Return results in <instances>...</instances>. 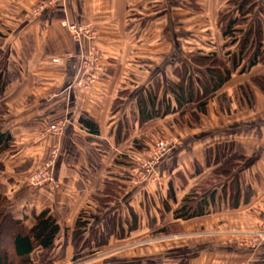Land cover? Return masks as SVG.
I'll return each mask as SVG.
<instances>
[{"label": "crops", "instance_id": "crops-1", "mask_svg": "<svg viewBox=\"0 0 264 264\" xmlns=\"http://www.w3.org/2000/svg\"><path fill=\"white\" fill-rule=\"evenodd\" d=\"M74 1L75 4H69L67 18L73 22L89 21L96 24V43L104 51L105 78L92 85L89 92L76 87L74 80L79 66L77 56L87 49L89 41L83 40L80 44L72 40L68 31L59 23L64 17L61 9L28 19L27 15L24 16L25 8L20 5L18 8L24 11L16 14V19L20 20L19 23L28 21V27L24 32L12 36L16 38L17 45L14 40H9L12 39L10 35L3 39L5 47L9 46L19 58L20 54L27 56V61L20 70V79L9 84L0 96V132L9 133L14 146L8 155L1 158L4 171L0 174V195L3 200L8 201L13 217L22 220L25 229L33 225L35 215L42 210H48L60 226L58 238L63 235L67 240L65 243L69 244L66 259L72 256L71 234L78 215L86 209L92 210L95 205L92 196L102 191L106 180H117L116 177L126 178L130 175L129 172L127 175L123 174L125 162H115L122 155L120 153L124 147L123 142L128 144L131 138L139 136L146 138V132L143 131L147 124H139L137 97L146 95L152 83L145 72L141 71L142 76H137L135 69L127 65L131 52L127 47L117 44L121 33L117 32V28L113 30L112 24L125 27L123 9L130 0ZM182 1L189 8L192 5L202 8L212 2ZM179 4L180 0L173 7ZM14 6L12 3L10 8L16 9ZM261 6L264 10V6ZM103 8L113 10V21L105 17ZM3 9L5 8L0 4L1 24L6 21ZM25 41L29 42L27 55L22 51ZM65 55L69 57L61 64L50 61L51 58ZM183 62L187 63L182 61L177 65ZM121 92L128 93L130 100L121 99L119 109L114 113L112 104L120 99ZM161 97L164 100L162 92ZM126 104L131 107L133 121L138 122V125L134 131L131 129L128 139L118 145L115 144L118 124L124 117L130 116L123 108ZM85 114L97 123L98 136H91L81 127L79 118ZM58 122H63L60 130H50ZM122 132L125 133L123 128ZM122 132L120 134L125 136ZM145 144L140 141L144 149L142 152L149 147H145ZM53 146L58 148L54 178L59 188L54 189L51 185L31 187L27 183L28 175L40 167ZM128 152L135 155L134 157L137 156L132 151L124 153ZM189 158L188 163L181 165V162H169L167 158L158 166L154 180L138 184L126 182L124 192L119 198L122 202L121 207L119 205L121 213L117 214L119 219L123 217L122 226L125 231L136 229L134 233L148 234L164 229L171 222L173 209L181 198L179 194L190 184L189 189L193 187L192 175L197 176L199 171L203 173V169L209 171L212 167L221 165L218 160L213 161L207 153L200 159L193 154ZM193 165L194 170H197L195 175L191 172ZM188 172L187 179L181 180L179 177V181L176 178L178 174L183 173L186 176ZM169 188L173 190L174 198L168 194ZM256 196L253 194L251 200L254 201ZM243 198L244 195L241 194L242 203L238 208L230 209L224 203L228 200L226 197L225 201L221 200V207L215 212L189 219L188 228L183 226L184 232L185 229L188 232L186 240L179 236L178 241L171 239L164 242L162 246L159 245L161 251L157 254L151 253L155 246L148 245L126 254L123 264H264V241L256 249L245 243L247 237H250L248 234L256 233L261 227L264 210L262 206L252 204V201L244 205ZM215 200L217 204L216 197ZM113 207L104 214V218H111L100 223L99 229L115 216L118 208L113 212ZM152 219H155L153 224ZM39 251L38 248L33 253L38 255ZM33 253L31 258L37 261V258H33ZM138 253L141 256L134 255ZM102 261L103 259L98 260L97 263L104 264Z\"/></svg>", "mask_w": 264, "mask_h": 264}, {"label": "rangeland", "instance_id": "rangeland-1", "mask_svg": "<svg viewBox=\"0 0 264 264\" xmlns=\"http://www.w3.org/2000/svg\"><path fill=\"white\" fill-rule=\"evenodd\" d=\"M177 1L130 0L126 8L123 9L125 15L122 18L126 24L125 27L112 24L113 30L117 28V32L121 33L120 40L116 43L119 46L127 47L131 52L127 65L132 66L138 71L136 73L133 69L137 76H142L140 74L141 71L145 72L147 76L149 75L148 79L152 80L150 85L152 92L153 88H156L155 81L159 82L158 87L160 88H158L159 90L157 88L155 90L160 100L162 99L161 92L164 95V100L162 99L160 103L162 110L158 117L142 123L143 125L147 124L143 131L144 133L146 132L144 134L146 138L139 136L134 137V140L131 138L128 144H124L123 142L124 147L122 149L124 151L121 149L120 154L122 155L118 157L119 160L115 163L125 162L124 164L122 163L123 174L127 175L129 172L130 175L126 178L121 176L116 177V181L126 186V182L138 184L154 180L158 166L167 158L169 162H181V165L182 163L189 162L190 154L198 156V159H200L201 156H204V153H207L210 154V158L212 157L213 161L218 160L221 165L229 161L232 162L234 164L233 170L227 176H222L215 172L218 167H212L209 170L210 172L203 169V173L199 171L197 176L192 175L191 181L194 184L193 187L189 189L190 184L179 194V196L181 195L180 201L176 203L173 211L181 205V200L192 192H197L199 199L205 196L208 197L210 193H214L218 201L216 204L217 210L220 209L221 200L225 201L226 197L230 199L229 194H233L235 186L228 184L231 183L234 177H237L238 180L240 196L241 194L244 195V205L251 203V196L255 194L257 196L252 201V204L258 207L262 206L264 210V10L261 6H264L262 4L264 0H259L261 4L258 0H251L252 3L255 2V5L250 13L246 15L245 21L236 27L238 31L234 33L233 37H224V27L228 20L238 18L242 0H212V2L207 3L208 6L202 8H189L188 4L182 0H180L178 6L173 7ZM186 1L189 2L190 0ZM12 3L16 9L10 8ZM72 3L75 4V1L0 0V4L5 8L3 9V15L4 20H6L2 24L0 23V32L2 34V37H0V67L2 69L7 68L9 72L15 71L17 68L20 72L22 66L27 61V56L20 54L19 58L13 50L9 49V46L5 47L3 39L10 35L12 39L9 40H14L17 45L16 38L12 36L24 32L28 27V21L25 20L19 23L20 20L16 19V14H22L24 11V9L20 10L18 6L22 5L25 8L24 16L26 17L27 15L28 19L55 13L58 9H61L64 12L62 13L64 17L59 23L65 28L62 25L63 20L73 22L67 18L69 4ZM102 11L106 13L105 17H109L107 18L109 21H113L114 15H112L113 10L111 8H103ZM74 23L79 25L89 24V28L95 37L93 36L94 39L89 38L84 40L89 41V45L94 44L97 46L103 55V60L100 64L102 73L94 82L95 84L103 80L106 74L104 51L96 43L98 34V31L95 29L96 24L89 21ZM243 43H245L244 48L241 47ZM28 45V41L23 43L22 51L26 55ZM256 52L260 54L259 58L256 59L257 63L250 66V62H252L253 55ZM192 54L213 56V61L206 60V62H203L202 60H197L198 64L196 67L200 68L199 70L202 73L205 71L204 68L229 69V80L218 90L205 97L202 96L203 89L200 88L199 81L203 80L205 75L193 70L195 66L189 62V57ZM182 61L187 62L188 73L189 76L191 75L192 79H190L193 81L190 84V79L183 82L186 91L191 88L192 95L185 97V100H183L185 102L179 108L175 107L174 102H171L174 101V95L169 93L172 90L168 89V87L172 82H174V85L177 82H182L180 76L178 77L172 72L176 65ZM206 73L209 76L208 72ZM154 77L155 79L153 80ZM74 85L81 88L75 83V80ZM189 85L191 86L189 87ZM84 90L89 92L86 89ZM128 96V93L121 92L119 94L120 99L114 101L112 104V111L114 113L119 109L118 104L121 102V99L130 100ZM169 100L171 101L169 102ZM167 102L170 104L169 108ZM202 105L204 107L203 112L199 108ZM123 108H125L127 113L129 112L130 116L129 118L124 117L122 122L118 124L117 132L115 133V144L118 143V145L120 142L126 141L128 136L131 135V131H134L138 125V122L133 121L131 107L126 104ZM129 120L132 122H129ZM122 128L125 133L122 132ZM121 132L126 135L122 136ZM160 140L167 143L168 151L159 157L156 162L152 163L150 159L153 156V150ZM140 141H142V144L146 143L145 147L149 146L144 151L145 153L142 152L144 149L141 147ZM125 151L136 152L137 156L134 157L135 155L129 152L124 153ZM56 161L57 159L55 160V164ZM146 164L150 165L149 169L146 168ZM194 168L195 166L193 165L191 172L195 175L197 170H194ZM146 169L147 172L145 171ZM180 174L182 175L178 174L177 179L179 177L181 180L187 179L189 172L186 173V176L183 173ZM30 176L31 174L27 177L28 185L37 188L29 183ZM180 179L179 181H181ZM54 181L56 187H52L58 189L59 184L55 178ZM123 192L124 188L109 203L111 206H102L98 201H93L95 205L92 210L86 209L91 221L88 227L92 229L98 226L96 229L99 232L98 237H93V233H89V231L87 234H84L85 238H88L90 242L88 249H84L82 252L86 256L76 261L72 260V256L66 259L69 252L67 248L69 244L65 243L67 242L66 237L64 238L62 235L58 238V244L55 247V251H53V255L58 256L63 253L64 257L61 262L56 264H92L102 259L104 264H123L125 263L124 258L126 254L136 252L138 249L146 248L151 244L155 246V249H152L151 253L157 254V252L161 251L160 244L162 246V244L167 243L171 239L178 241L179 236L186 240L188 232H186L187 229L184 232L183 228H188L189 219L200 217L176 219L172 213L171 222L164 227L163 231L159 230L148 234L134 233L133 231L136 229L125 231V228L122 226L124 223L123 217L119 219L117 215L121 213L119 205L121 207L122 202L119 198ZM224 203H227L230 209H235L242 202L239 199L237 207H230L229 200ZM112 204H114V207ZM160 204L161 202H159ZM112 207L114 209L113 212L117 208L118 211L110 219L111 221H108L99 229L100 223H105V220L111 218V216L104 218V214ZM117 219L119 220L117 221ZM154 221L155 219H152L151 224ZM261 221V227L256 231L259 234H263L264 214ZM128 225L129 223L126 224V227ZM111 227L112 229H110ZM256 233H249L250 237H247L246 242H250L256 236ZM257 237V242L260 241L259 244L264 241L263 237ZM99 242L102 245L96 246V243ZM134 255L141 256L139 253ZM162 255H164V252ZM166 255L171 256V254ZM33 258H37L38 260V255L33 253Z\"/></svg>", "mask_w": 264, "mask_h": 264}, {"label": "trees", "instance_id": "trees-1", "mask_svg": "<svg viewBox=\"0 0 264 264\" xmlns=\"http://www.w3.org/2000/svg\"><path fill=\"white\" fill-rule=\"evenodd\" d=\"M242 1L243 2L240 4L241 6L239 7L238 18H233L227 21L223 32L224 37L234 36V33L238 31L236 27L245 21L246 15L250 13L253 6L255 5V2L252 3L251 0ZM0 37H2L1 32ZM244 46L245 43L241 45L242 48H244ZM259 55V52H256L253 55L254 57L252 58V62H250V66H253L257 63L256 59L259 58ZM189 58V62L195 66L193 70L197 73L199 71L201 74L205 75V78L199 81L200 88L203 89L202 96L205 97L208 94L218 90L225 82L229 80V69L204 68L205 71L202 73V71L199 70L200 68L196 67L198 64L197 60H202L203 62H206V60L213 61V56L192 54ZM173 72L178 77L180 76L182 82H177L175 85L174 82H172L173 85L172 83L169 85L168 89L172 90L171 92L169 91V93L174 95V101L169 100V102H174L175 107L177 106L180 108V106L185 102H183L185 97H190L192 95V91L190 90L191 88L186 91L184 86L185 84L183 83L190 79L191 75L189 76L187 63L185 62L177 65ZM206 72H208L209 76H207ZM179 73H181V75H179ZM20 76L19 69L17 68L15 71L9 72L7 68L2 69L0 67V96H2L4 93L5 88L12 82L19 80ZM191 79L189 80V84L193 81ZM155 83V87L157 89L160 88L158 87L159 82L155 81ZM190 86L191 85H189V87ZM156 88H153L152 92L150 86L146 91V95H139L137 97L139 124H142L143 122L154 117H158L162 110V105H160L161 100L158 99V93L155 90ZM169 102H167L168 108L170 106ZM199 108L200 111L203 112V105ZM79 123L81 127H83L91 136L99 135L97 123L88 115L85 114L84 116L80 117ZM13 147V139L10 134L0 132V174L4 170V164L1 158L7 153H10L13 150ZM233 168L234 164L229 161L219 166L215 172L222 176H227L230 174ZM230 184L234 185L235 188L233 190V194H229V206L237 207L240 199V190L237 177H234L231 183L228 185ZM125 187L126 186L121 184V182L108 179L106 180L102 191L92 196V201H98L99 204L101 203L100 205L108 206L112 199L116 197L118 193H120V191H122V189ZM168 194L170 197L174 198L173 190L171 188H169ZM198 195L199 194L197 192H192L186 195L181 200V205L173 211L174 218L188 219L215 212L217 210L214 193H210L208 197L205 196L200 199L198 198ZM133 219L135 218L133 217ZM90 222L91 221L86 210L82 211L76 220L70 241L73 249V261L86 256L82 254V252L84 249H88L90 242L88 238H85L84 234H87L89 231V233H93V237L99 236L98 229L92 228V230L88 227L90 226ZM130 229H133V226H130ZM161 231H163V229ZM59 232L60 226L56 219L49 214L48 210H42L40 213L35 215L33 225L29 229H25L22 225V220L13 217L9 209L8 201L3 200L0 195V264H56L61 262L64 257L63 253L58 256L53 255V251H55V247L58 244ZM98 245H102V243H96V246ZM38 248L40 249L38 253V260L34 261L31 258V254ZM92 264L100 263L95 262Z\"/></svg>", "mask_w": 264, "mask_h": 264}, {"label": "built area", "instance_id": "built-area-1", "mask_svg": "<svg viewBox=\"0 0 264 264\" xmlns=\"http://www.w3.org/2000/svg\"><path fill=\"white\" fill-rule=\"evenodd\" d=\"M62 25L68 30L73 40L77 43H80L84 39L93 38L94 34L89 28L88 25H79L74 22H69L68 20H63ZM94 36V37H93ZM69 57V55L54 57L51 59L53 64H61L64 62V59ZM79 58V67L75 75V83L86 90H90V87L94 82L100 77L102 73L101 62L103 60V55L99 48L94 44L88 45L87 49L83 51ZM63 126V122H59L52 126L50 130L57 131ZM168 151L167 143L163 140H160L153 150V156L150 159V162H156L159 157L165 154ZM58 149L54 146L46 161L36 169L29 178V183L34 187H40L44 185H51L56 187V183L53 178V170L55 165V160L57 159ZM149 162V161H148ZM146 168L149 169L150 165L146 164ZM147 169L145 170L147 172ZM263 234L256 233V236L250 240V242H245L247 246L256 249L259 245L257 242V236L264 238V223H263ZM245 264V263H241Z\"/></svg>", "mask_w": 264, "mask_h": 264}]
</instances>
